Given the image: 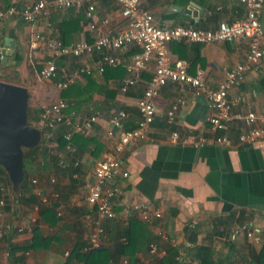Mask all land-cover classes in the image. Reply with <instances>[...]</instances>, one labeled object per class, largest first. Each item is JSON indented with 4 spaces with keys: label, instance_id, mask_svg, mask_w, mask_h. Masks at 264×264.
I'll return each mask as SVG.
<instances>
[{
    "label": "crops",
    "instance_id": "0c3cea01",
    "mask_svg": "<svg viewBox=\"0 0 264 264\" xmlns=\"http://www.w3.org/2000/svg\"><path fill=\"white\" fill-rule=\"evenodd\" d=\"M25 2L0 0V8L8 3L20 8ZM93 4L92 17L85 14L87 4L84 3L63 10L51 7L50 15L47 18L40 17L35 23H28L15 14L0 27V71L6 70L15 76L16 79H9L10 82L27 87L28 107L32 115L42 104L58 97L69 102L71 109L68 111L75 118L99 112L94 129L88 135L94 136L103 145L96 157L90 151L78 153L77 156L59 151L62 156L68 157L69 163L73 160L69 167L73 172L71 174L68 171L59 176L57 190L60 195L57 199L51 192L52 185L45 180L33 189L29 186L22 191L21 187L18 191L13 190L10 182L0 184L3 190L0 198V229L4 230L8 224L17 227L9 239L0 238V264H8V260L13 261L18 256L23 257V260H15L13 264H63L66 261L74 264L77 260L71 252L86 243L96 221L105 229L103 244L108 254L103 258L104 264H121L123 260L128 264H165L168 245L177 246L180 253L185 255L182 248L190 246L191 242L214 251L216 260L247 264L264 243V140L249 145L239 143L237 135L244 126L238 120H233L225 129L231 141L230 146L196 144L200 137L217 134L207 121V98L203 94L193 95L177 83L168 82L155 96L158 115L148 127L147 137L124 147L122 167L127 170L128 176H117L110 182L116 188L113 199L115 216L104 218L87 204L86 186L93 180L94 162L112 151L117 140L106 134L108 116L116 108H123L127 112L124 128L136 124L137 99L146 88L154 68V62H151L133 86L125 92L120 91L122 80L127 75L124 64L140 50L138 45L129 44L110 52L120 60L114 66L119 65L122 71L109 70L114 67L109 66L104 72H98L95 68L98 52L56 57L62 62L60 71L89 68L88 73H80L74 81L79 85V90H85L82 94L64 98L55 79L38 77L36 64L53 55L37 42L35 32L44 38L60 39L62 36L64 44L68 45L82 39L92 42L98 34L115 33L123 25L124 19L114 0H93ZM140 6L150 12L155 24L202 29L214 28L220 21L232 22L245 13L239 0H141ZM90 22L95 23V29L89 28ZM260 22L264 35V4ZM6 38L13 40L15 45L14 50L7 54L4 46ZM169 45L175 57L189 62V73L201 69L205 81L216 86L228 69L243 61L248 40L205 44L174 40ZM17 54L21 55V60L15 63ZM86 76L90 77V81ZM237 94L243 95L244 99L233 106L234 112L262 110L264 55L228 91L229 98ZM179 96H184L186 103L178 109L173 122L167 123L162 113ZM39 114L35 121L29 123L40 129ZM173 133H176V137ZM54 152H57L56 148ZM145 168L157 174L152 198L138 187L141 172ZM14 196L18 199H14ZM28 198L32 200L27 202ZM52 204H56L55 216L45 214V218L41 217V211ZM8 205L10 207H6ZM141 208L148 211L149 220L143 218ZM155 211H159V217H154ZM133 219L143 225L135 229L138 242L141 243L150 235H157L159 237L154 242L158 244V250H151L150 242L134 253H123L122 235L119 233L122 228L124 232ZM241 223L247 224L255 237H248L242 230L236 231ZM19 227L23 229L18 230ZM33 230L37 233L34 247L11 253L10 245L21 248L31 242ZM195 262L186 257V264Z\"/></svg>",
    "mask_w": 264,
    "mask_h": 264
},
{
    "label": "built area",
    "instance_id": "2783aa9c",
    "mask_svg": "<svg viewBox=\"0 0 264 264\" xmlns=\"http://www.w3.org/2000/svg\"><path fill=\"white\" fill-rule=\"evenodd\" d=\"M118 5L120 15L124 19L123 25L115 33L98 34L92 42L85 39L72 44H64L58 38H44L39 32H35L34 38L43 48L51 51L52 57L44 59L39 63L36 72L41 79L56 80L58 89H63L73 83L82 72H89V68H82L72 72L58 71L55 58L67 55L81 56L98 52L99 56L95 62V68L102 73L109 66L120 63V60L110 52L129 44H136L140 50L135 52L131 59L126 62L127 75L122 80L120 91L125 92L133 86L141 77L143 71L149 68L154 62V68L146 88L137 99L136 107L138 121L132 129H122V124L127 118V112L123 108H116L108 116L107 136L115 138L116 142L112 151L100 159L95 160L92 170L93 180L87 184L85 199L88 205L104 218H113L115 210L113 199L116 195V188L110 185L112 179L117 176H128L127 170L123 169V150L125 145L135 140H143L147 137V130L158 110L154 101L160 88L168 82L177 83L183 90L190 91L193 95L203 94L207 98L209 113L207 121L213 131L217 134L209 137H200L196 144H222L230 146L231 141L225 133L228 124L238 120L244 128L238 133L237 139L241 144H254L264 140V104L261 111L246 110L234 112L233 106L241 102L244 97L237 94L229 98V89L237 84L248 69L255 67L264 55V35L260 22V13L264 0H239L244 7L245 13L242 17L232 21H220L216 27L210 29L195 28L193 26H161L153 22L149 11L140 6L141 0H114ZM87 4L86 15L92 17L94 4L93 0H26L19 8L13 3H8L0 8V27L9 17L19 14L28 22L35 23L40 17L47 18L50 15V8L67 9ZM50 24V23H49ZM90 29H95L94 22L89 23ZM238 39L248 40V49L243 61L235 64L226 71L225 77L216 85L212 86L204 79L201 69L195 73H189V62L177 58L170 50V42L183 40L193 43H214L218 41H231ZM2 49H0V59ZM186 103L184 96L174 99L163 111L162 116L167 123L173 122L178 109ZM67 102L63 98L42 104L40 111V130L45 141L50 140L53 130L63 129V136L67 141L66 148L72 150L70 144L71 136L78 132L83 135L90 134L99 118V112H95L82 118H75L73 113L67 110ZM176 137V133H173ZM60 155V154H59ZM59 164L66 165L60 155ZM51 182L54 177H51ZM32 182H36L32 179ZM58 194L55 192L54 196ZM2 201H0L1 203ZM141 215L149 220L148 211L141 208ZM159 217V211L153 213ZM28 227V226H26ZM19 227L18 230H22ZM244 231L248 237H255L253 231L245 223H241L236 231ZM0 229V237L2 235ZM105 237L103 225L96 221L93 229L87 236L82 252L99 248ZM156 242L151 243V250H158ZM76 264H87L80 260ZM121 264H128L123 260Z\"/></svg>",
    "mask_w": 264,
    "mask_h": 264
},
{
    "label": "trees",
    "instance_id": "16d2710c",
    "mask_svg": "<svg viewBox=\"0 0 264 264\" xmlns=\"http://www.w3.org/2000/svg\"><path fill=\"white\" fill-rule=\"evenodd\" d=\"M63 43H65L62 39V36L59 37ZM21 60V55L17 54L15 57V63H18ZM55 63L57 66L58 71H60V67L62 66V62L59 58H55ZM2 67V62L0 59V68ZM39 67V64H37L36 68ZM109 70H121V67L119 65L108 68ZM7 78V77H5ZM86 79L90 81V77L86 76ZM85 90H79V85L76 82H73L69 84L67 87L62 89V96L64 98H70L72 95H79L84 93ZM114 93V92H112ZM113 95V94H112ZM69 102H67L68 104ZM70 104L67 106V110H70ZM34 116L32 115V111L28 107V113H29V122L32 123V121H35L38 117V114L41 111V107L35 109ZM40 116V114H39ZM136 124L138 121V112L136 114ZM126 120V119H125ZM122 124V129L128 130L134 128V126L124 128V123ZM63 129L57 128L53 130V133L50 137V140L54 141L56 143V149L57 152H54V150L51 151V148L45 144H39L35 147L30 148H24L23 152V168H24V177L21 182V191L24 188H28L30 186V189L35 188V186L40 185V181L45 180L48 184H51L52 190L51 192H56L58 195L55 196V199H57L60 195L58 192L57 184H58V178L61 174L66 173L68 171L73 172L70 165H72L73 160L70 161V163L67 161L68 157L62 156L63 160L65 161L64 166L59 164L60 159V152L69 154L73 153V156H77L78 153H82L84 151H90L91 155L98 156L100 151L102 150L103 145L101 142L96 139L94 136L89 135H83L81 133H74L71 136L70 144L73 147L72 150H68L66 148L67 141L65 140L63 136ZM60 151V152H59ZM60 154V155H59ZM72 174V173H71ZM54 177V181L51 182V177ZM32 179H35L36 182H32ZM157 181V174L153 170L149 168L143 169L141 172V180L138 184V187L141 192H143L145 195H147L149 198H152V193L154 192L155 185ZM8 183V177L4 169L0 166V184L1 183ZM2 189L0 185V198L2 197ZM18 197L14 196V199ZM32 199L28 198L27 202H30ZM56 204H52L51 207L45 208L41 211V217L45 218V214H50L52 216H55L56 210H55ZM10 207V205L6 206ZM108 219V218H107ZM143 227L141 222H138L136 220H131L129 224L127 225V228L123 232V228L121 229V232L119 235H122V242H121V249L124 254H130L134 253L136 250H139L141 248H145V245L150 242L156 241L159 236H149L148 238H145L141 241V243L138 242L137 239V233L135 231L136 226ZM17 227L15 224H8L2 229V235L0 238L9 239L11 233L16 232ZM36 230H33V235L31 238V242L23 245L20 247H15L10 245V251L11 253H14L17 250L24 249V248H31L34 247V236L36 235ZM125 241V242H123ZM104 240L102 242V245L99 248L90 250L89 252L83 253L82 247L83 245L79 247H75L71 254L73 253L76 256V260H84L87 264H104V257H107L108 251L107 247L104 246ZM190 246L182 248L183 252H185V255H182L180 253V249L177 246L168 245L166 247V254L165 257V264H186V257H189L191 261H196L195 264H231L229 261H219L216 260L214 257V251L208 250L207 247L195 244L191 242ZM230 248V247H229ZM11 255V254H10ZM9 255V256H10ZM71 256V255H70ZM69 256V258H70ZM253 258H251L247 264H264V243L262 244L260 250L258 253L252 255ZM10 258V257H9ZM15 260H23V257H17ZM8 260V264H13L14 261ZM70 260V259H68ZM76 261V262H77ZM76 262L74 264H76ZM63 264H70L67 261Z\"/></svg>",
    "mask_w": 264,
    "mask_h": 264
},
{
    "label": "water",
    "instance_id": "95a60500",
    "mask_svg": "<svg viewBox=\"0 0 264 264\" xmlns=\"http://www.w3.org/2000/svg\"><path fill=\"white\" fill-rule=\"evenodd\" d=\"M4 46L5 54L15 48L8 38ZM28 100L26 86L0 79V166L15 191L24 177L23 148L37 146L42 137L41 130L28 121Z\"/></svg>",
    "mask_w": 264,
    "mask_h": 264
},
{
    "label": "rangeland",
    "instance_id": "374dc122",
    "mask_svg": "<svg viewBox=\"0 0 264 264\" xmlns=\"http://www.w3.org/2000/svg\"><path fill=\"white\" fill-rule=\"evenodd\" d=\"M33 68H34V66H33ZM35 68H36V66H35ZM5 77H7V78H5ZM0 79L6 80V81H11V80H15L16 78H15V76L7 73L6 70H3V71H0ZM9 79H11V80H9ZM44 141H45L44 136H42L39 144H41V143L44 144ZM45 144L51 148V151L55 150V148H56V144L52 140H48L47 142L45 141ZM23 150H24V148H23ZM23 154H24V152H23Z\"/></svg>",
    "mask_w": 264,
    "mask_h": 264
}]
</instances>
